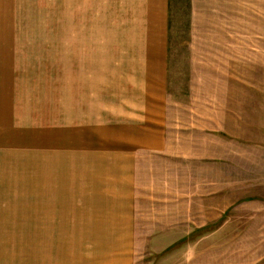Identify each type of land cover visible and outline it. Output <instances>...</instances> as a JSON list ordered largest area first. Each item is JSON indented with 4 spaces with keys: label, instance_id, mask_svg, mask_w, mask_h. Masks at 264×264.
Listing matches in <instances>:
<instances>
[{
    "label": "rangeland",
    "instance_id": "374dc122",
    "mask_svg": "<svg viewBox=\"0 0 264 264\" xmlns=\"http://www.w3.org/2000/svg\"><path fill=\"white\" fill-rule=\"evenodd\" d=\"M16 6L26 23L0 32V264H264V0H172V163L150 157L128 184L64 142L79 100L120 104L121 23L98 26L93 77L71 34L57 48L56 0Z\"/></svg>",
    "mask_w": 264,
    "mask_h": 264
},
{
    "label": "crops",
    "instance_id": "0c3cea01",
    "mask_svg": "<svg viewBox=\"0 0 264 264\" xmlns=\"http://www.w3.org/2000/svg\"><path fill=\"white\" fill-rule=\"evenodd\" d=\"M17 1L0 0V32L2 27L5 32L15 31L17 22L20 25L26 23L28 16L24 19L18 14ZM56 4L57 48L64 56L61 42L66 33L71 34L68 38H72L74 60L85 59L88 76L91 69L93 77L96 75L98 26H112V18L114 26L122 25L121 56H125L126 48V56L130 58V72L125 78L129 85L121 92L120 104L102 106L91 98L88 102L79 100L88 116L74 124L73 140L68 139L72 144L64 141L66 145L81 147L80 151L88 153L89 159L95 156L97 160H103L98 161L97 171L108 167L105 171L111 170L124 177L125 184L129 183L130 168L149 173L147 162L150 157L154 161L172 163V152L166 150L172 142L166 135L167 112L172 109V104L165 94L172 0H56ZM108 30L104 31L118 32ZM86 81L92 88L96 84L94 80L92 85L90 79H84ZM76 103L74 101L73 105Z\"/></svg>",
    "mask_w": 264,
    "mask_h": 264
}]
</instances>
